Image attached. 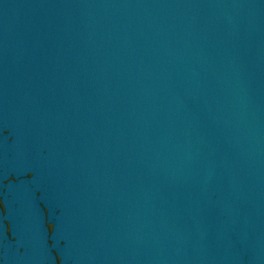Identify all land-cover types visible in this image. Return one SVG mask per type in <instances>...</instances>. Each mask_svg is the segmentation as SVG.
<instances>
[{
	"label": "water",
	"instance_id": "1",
	"mask_svg": "<svg viewBox=\"0 0 264 264\" xmlns=\"http://www.w3.org/2000/svg\"><path fill=\"white\" fill-rule=\"evenodd\" d=\"M0 264H264V0H0Z\"/></svg>",
	"mask_w": 264,
	"mask_h": 264
}]
</instances>
